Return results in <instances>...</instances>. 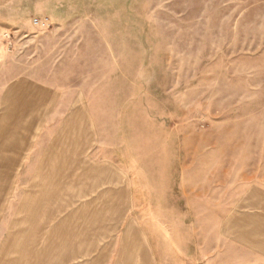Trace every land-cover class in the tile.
I'll return each instance as SVG.
<instances>
[{
    "label": "rangeland",
    "instance_id": "374dc122",
    "mask_svg": "<svg viewBox=\"0 0 264 264\" xmlns=\"http://www.w3.org/2000/svg\"><path fill=\"white\" fill-rule=\"evenodd\" d=\"M78 105L159 264H264V0H0V153ZM19 225L0 264H44Z\"/></svg>",
    "mask_w": 264,
    "mask_h": 264
},
{
    "label": "crops",
    "instance_id": "0c3cea01",
    "mask_svg": "<svg viewBox=\"0 0 264 264\" xmlns=\"http://www.w3.org/2000/svg\"><path fill=\"white\" fill-rule=\"evenodd\" d=\"M87 111L78 105L47 112L42 124L31 126L29 140L17 128L14 145L6 143L0 153V240H7L17 222V240L39 243L36 261L44 264H86V255L88 264H159L149 224L135 227L127 221L134 196L128 165H119L110 144L89 124ZM96 134L103 146H96ZM129 195L130 206L125 204ZM153 232L157 242L168 235L179 248L178 227L167 230L158 220ZM231 239L242 243L238 235Z\"/></svg>",
    "mask_w": 264,
    "mask_h": 264
},
{
    "label": "built area",
    "instance_id": "2783aa9c",
    "mask_svg": "<svg viewBox=\"0 0 264 264\" xmlns=\"http://www.w3.org/2000/svg\"><path fill=\"white\" fill-rule=\"evenodd\" d=\"M39 24V21L38 20H35V25Z\"/></svg>",
    "mask_w": 264,
    "mask_h": 264
}]
</instances>
